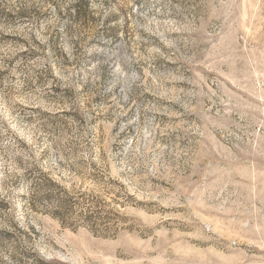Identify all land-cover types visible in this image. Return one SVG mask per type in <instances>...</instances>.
Wrapping results in <instances>:
<instances>
[{"label":"rangeland","instance_id":"374dc122","mask_svg":"<svg viewBox=\"0 0 264 264\" xmlns=\"http://www.w3.org/2000/svg\"><path fill=\"white\" fill-rule=\"evenodd\" d=\"M0 264H264V0H0Z\"/></svg>","mask_w":264,"mask_h":264}]
</instances>
